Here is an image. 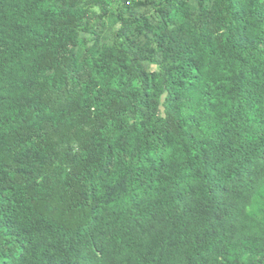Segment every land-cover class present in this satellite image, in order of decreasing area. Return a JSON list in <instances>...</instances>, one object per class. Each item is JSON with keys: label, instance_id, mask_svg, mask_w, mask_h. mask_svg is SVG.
<instances>
[{"label": "trees", "instance_id": "trees-1", "mask_svg": "<svg viewBox=\"0 0 264 264\" xmlns=\"http://www.w3.org/2000/svg\"><path fill=\"white\" fill-rule=\"evenodd\" d=\"M0 264H264V0H0Z\"/></svg>", "mask_w": 264, "mask_h": 264}, {"label": "built area", "instance_id": "built-area-1", "mask_svg": "<svg viewBox=\"0 0 264 264\" xmlns=\"http://www.w3.org/2000/svg\"><path fill=\"white\" fill-rule=\"evenodd\" d=\"M131 0H125L126 3L130 2Z\"/></svg>", "mask_w": 264, "mask_h": 264}]
</instances>
